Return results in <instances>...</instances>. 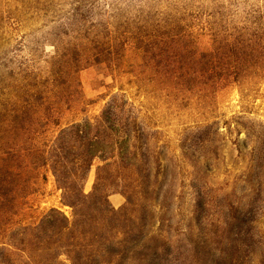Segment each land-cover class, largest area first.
<instances>
[{"label":"rangeland","instance_id":"374dc122","mask_svg":"<svg viewBox=\"0 0 264 264\" xmlns=\"http://www.w3.org/2000/svg\"><path fill=\"white\" fill-rule=\"evenodd\" d=\"M263 19L264 0H0V264H139L116 252L143 230L173 264H264Z\"/></svg>","mask_w":264,"mask_h":264},{"label":"trees","instance_id":"16d2710c","mask_svg":"<svg viewBox=\"0 0 264 264\" xmlns=\"http://www.w3.org/2000/svg\"><path fill=\"white\" fill-rule=\"evenodd\" d=\"M259 29H260V32L259 34H262L261 36H257L256 35V38L258 39V43L260 44L261 41H264V19L263 21L259 22ZM110 112H106L105 116H104V123H108L110 126L114 127V124H116L117 122H115L114 120H111L112 117L110 118V116H112L111 114H109ZM111 128V127H110ZM118 131V130H117ZM115 131V132H117ZM126 139H124L122 142H118V145H117V156L121 159V161L125 162L127 160L124 159V145L126 143ZM115 143V142H114ZM96 146H98V144L94 143ZM112 143H111V146H107V147H103L102 149L104 151H114V148L112 147ZM65 177L64 178H67L66 175H64ZM63 179V177H62ZM62 179H60L59 181L62 182ZM98 190H94V192H97ZM99 198L96 200H93V201H96V203H100V201H98ZM86 202V201H85ZM103 208H101L102 210ZM107 212H111L112 213V216L111 217H115L116 215H118V210H115V209H112V208H106ZM236 220H237V228H238V233H239V236L240 235H243L245 234V236H251L252 235V226L250 227V225L253 224V221H254V217H236ZM106 227V225H105ZM140 232H145L144 230L143 231H140ZM138 233V234H135V233H132L134 237V241L132 244V247H127L125 246L124 247V250L121 249L119 251L116 252L119 260H129V258H131L133 256V254L135 253V257H136V260L137 262H139V264H173L174 261H172L171 259H175V258H172L171 257V254L169 251L166 250V247H164V249L162 250L164 253L163 254H159V249H157V246L156 243H155V246L150 248V247H147L145 245V238H146V235H143L142 233ZM141 237H143V239L141 240ZM128 239H126V245L128 243L127 241ZM143 243V244H142ZM88 246V245H87ZM89 247V246H88ZM82 259H84L82 257Z\"/></svg>","mask_w":264,"mask_h":264}]
</instances>
